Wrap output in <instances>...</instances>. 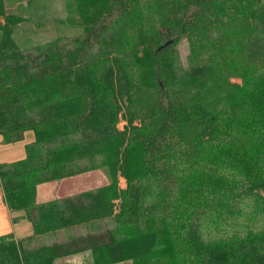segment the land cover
I'll list each match as a JSON object with an SVG mask.
<instances>
[{
  "label": "trees",
  "instance_id": "1",
  "mask_svg": "<svg viewBox=\"0 0 264 264\" xmlns=\"http://www.w3.org/2000/svg\"><path fill=\"white\" fill-rule=\"evenodd\" d=\"M67 1L82 34L22 49L23 18L0 0V136L34 135L0 164V190L34 237L92 232L35 249L0 237V264L85 251L94 264H264V0ZM92 171L108 183L37 202L38 186ZM227 224L239 230L224 237Z\"/></svg>",
  "mask_w": 264,
  "mask_h": 264
},
{
  "label": "rangeland",
  "instance_id": "2",
  "mask_svg": "<svg viewBox=\"0 0 264 264\" xmlns=\"http://www.w3.org/2000/svg\"><path fill=\"white\" fill-rule=\"evenodd\" d=\"M3 2L6 14H12L23 18L22 23L13 27V38L19 41L18 44L22 49L43 45L58 37L64 39L65 44H70L72 39L81 35L83 32V21L80 19L79 15H77L73 7L71 10L68 8L67 0H3ZM2 23L3 20L0 19V24ZM177 50L182 62L185 64L188 53L186 42L183 41L179 44ZM229 82L234 85H241L242 79L237 76H232L229 78ZM123 117L121 116L119 118L117 125L120 131L123 130L127 124ZM134 124H139V121L136 120ZM28 134L32 135V133ZM0 141L3 142L4 146L6 145L2 136H0ZM17 159L18 157H16V155L14 158L11 157V160L16 161ZM99 172L102 173L101 171ZM96 176V174L90 175L85 173L81 176L77 175L64 180L40 185L37 190V201L40 202L53 198H61L69 194H77L81 191L88 190L91 184L96 183L97 180L100 179V176L98 179ZM117 185L119 189L126 188V181L123 176H117ZM245 203L247 206H244V211L249 214L250 209L248 206H250L251 203L250 201H246ZM115 205L116 213H118L119 201H115ZM242 220L245 221V217L240 219L241 222H243ZM225 229H227L226 231L229 235L225 234L224 237L231 236V233H235V231L239 230L238 227H231L230 224H227ZM44 242H46V239L38 240L37 244ZM88 257L89 256L86 254L79 256L80 264H87L90 261Z\"/></svg>",
  "mask_w": 264,
  "mask_h": 264
},
{
  "label": "crops",
  "instance_id": "3",
  "mask_svg": "<svg viewBox=\"0 0 264 264\" xmlns=\"http://www.w3.org/2000/svg\"><path fill=\"white\" fill-rule=\"evenodd\" d=\"M16 42L19 43L18 40H16ZM28 133H32V132L29 131L25 132L20 142L6 144L4 146L3 142L0 141V164H11L23 160L25 158V146L34 141L33 133H32L33 136L29 135ZM15 155L16 157H18V159L16 161L11 160V157L14 158ZM87 174L90 175L96 174L97 175L96 178L98 179L100 176V179H98L96 183L91 184L88 190H84V191H94L97 188L108 183L107 178L104 176L103 173H100L99 171H92V172H88ZM39 187L40 186L37 187V190ZM77 194H69L65 197H73ZM53 199H59V198H53ZM46 201H40V202L37 201V202L43 203ZM91 232L92 231H90L89 227L83 226V227H75L70 230L58 231L56 233H52L49 235L34 237L33 226L26 218L25 213L10 212L4 203L3 194L0 190V237L11 235L15 241H21L26 249H35L41 246L52 245L53 243H64L66 241H69L71 237L73 238ZM42 239H46V242L37 244V241ZM83 254L89 256L88 259H90V261L87 264H94L93 254L91 251H85L82 253H78L76 255L57 259L54 261L53 264H80L79 256ZM119 264H131V262H125Z\"/></svg>",
  "mask_w": 264,
  "mask_h": 264
},
{
  "label": "water",
  "instance_id": "4",
  "mask_svg": "<svg viewBox=\"0 0 264 264\" xmlns=\"http://www.w3.org/2000/svg\"><path fill=\"white\" fill-rule=\"evenodd\" d=\"M169 44H171V41L167 42L165 45L167 46V45H169Z\"/></svg>",
  "mask_w": 264,
  "mask_h": 264
}]
</instances>
